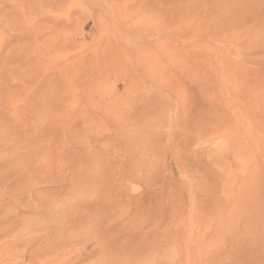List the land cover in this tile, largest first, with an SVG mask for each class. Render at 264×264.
Listing matches in <instances>:
<instances>
[{
    "label": "rangeland",
    "instance_id": "rangeland-1",
    "mask_svg": "<svg viewBox=\"0 0 264 264\" xmlns=\"http://www.w3.org/2000/svg\"><path fill=\"white\" fill-rule=\"evenodd\" d=\"M0 264H264V0H0Z\"/></svg>",
    "mask_w": 264,
    "mask_h": 264
}]
</instances>
